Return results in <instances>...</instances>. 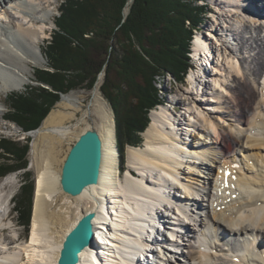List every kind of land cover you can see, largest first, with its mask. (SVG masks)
<instances>
[{"label": "bare ground", "instance_id": "bare-ground-1", "mask_svg": "<svg viewBox=\"0 0 264 264\" xmlns=\"http://www.w3.org/2000/svg\"><path fill=\"white\" fill-rule=\"evenodd\" d=\"M210 1L215 20L195 42V86L172 97L175 107L151 111L144 144L126 146L124 175L102 75L91 95H63L30 132V239L20 242L10 219V176L0 184V264H58L65 237L89 212L95 241L79 264H264V0ZM50 3L0 0V95L25 90L33 68L46 65L37 45ZM4 114L0 103V120ZM93 127L103 147L99 183L62 202L57 150Z\"/></svg>", "mask_w": 264, "mask_h": 264}, {"label": "trees", "instance_id": "trees-1", "mask_svg": "<svg viewBox=\"0 0 264 264\" xmlns=\"http://www.w3.org/2000/svg\"><path fill=\"white\" fill-rule=\"evenodd\" d=\"M129 1L64 0L46 46L49 68L35 71L36 82L47 88L30 87L24 94L8 96L6 119L23 132L36 130L62 95L93 89L104 72L100 90L114 112L120 154L124 156L128 145L140 146L149 114L162 103L155 77L169 74L184 83L191 67V41L208 11L204 0H133L125 16ZM29 150V141L22 145L2 138L0 177L27 170ZM21 195L28 207L21 203L16 212L23 220L25 212L28 230L34 196L31 177Z\"/></svg>", "mask_w": 264, "mask_h": 264}, {"label": "rangeland", "instance_id": "rangeland-1", "mask_svg": "<svg viewBox=\"0 0 264 264\" xmlns=\"http://www.w3.org/2000/svg\"><path fill=\"white\" fill-rule=\"evenodd\" d=\"M63 1L64 0H51V3H50L51 6H49V8H47V9H49L50 14H51V16H50L51 19L47 21L48 29H52V30L51 31L50 30L47 31V34L45 35L44 40L39 42V44L37 45L39 47L38 48L39 55H40L42 60H46V65H40V66H36V67L33 68V70H32L33 80L31 82L32 84H28L26 89L30 88V87H35L36 88L38 86H42V87L47 88V86L39 84L38 82H36L35 71L38 70V69H48L49 68L48 67L49 66L48 59L46 57V46L52 40V36L51 35L53 34L54 30L56 29V25H55L54 22H57L58 16L60 15L59 9H60V6H61ZM132 2H133V0H130L127 3V7H126L125 12H124L126 14V16L129 13V6L132 4ZM204 4H206V8H207L206 10L208 11V13L205 16V20H204L203 24L201 25L200 29H198L197 31L194 32V36H193V39L191 41V47H190L191 51H190V54H189L191 67H190V71H189L188 77H186V80L184 81V83H180V82L175 81L174 78L171 75H169V74L163 76L162 73H160L159 75H157L155 77L156 87L158 88L159 93L161 95V99H162V103L160 104V106L167 105V106H169L171 108L175 107L174 106L175 104L172 103L173 102L172 101V97L175 96L176 94H179V93L182 94L183 93L182 91H184L185 89H188V88L191 89V88H193L195 86L194 83H191L189 81L190 74H192V72L196 73V69H197V67H199L196 64V61L194 59V49L197 47V45H195L196 44L195 42L197 40V36L203 35L204 33H206L207 29H208V26L213 24V22L215 20L213 13H215V11H216V8L213 6V4L211 3L210 0H204ZM48 5H46V6L48 7ZM86 37H88V36H86ZM104 76H105V73H104ZM104 76H103L102 82L100 83V88H101L102 84L104 83ZM97 81H99V80H97ZM26 89L21 91V92H14V93H9V94H6V93L2 92L1 95H0V103L3 104V106L5 107L4 118L2 120H0V139L7 138L9 140H13L15 142H19L22 145L26 144L27 141L30 142V150H29V154H28V161H29L28 169L27 170H23V171H17V172L11 173L8 176L3 177V178L0 177V184H2L5 181V179L9 178L10 176L15 178V181L13 183H11L10 185H8V187L6 188V192L9 193V194H11V192H13V198L11 200V204L9 205L10 209H11V217H10V219H12V221L14 222L13 225H15V229L14 228L13 229L15 231H17L18 234L21 235L20 242H22V243H24L26 241H29V239H30V229H31L30 226L31 225L29 226V228L27 230L26 227H25V223H26L25 212H24V215L22 216V218H24V220H23V219H21L20 214L16 212V209H18V207L20 206L21 203L23 204L24 207H28L27 200H25L24 199L25 197L23 198V196L21 195V187L24 185V182L27 180V176L31 177L33 182H34V195H35V191H36V178H37V175H36V172H35L34 168L32 167V164H31L32 138H31V136L26 134V132H23L22 129L19 130V131L13 130L14 126L16 124H14V123H12V122H10L8 120H4V119L7 118V115L9 113V109H10V102L8 100V96L9 95H13V94H24L26 92ZM93 89H87V88H85V89H77V90L70 91L69 94L72 93V92H84L86 95H91ZM100 93H101L102 97L104 98L101 90H100ZM106 102L109 104V102L107 100H106ZM57 105L52 109V111L58 107ZM160 106L158 105L156 108L159 107L158 109H160L161 108ZM180 107L182 108L181 105H180ZM181 108H180V110H181ZM111 109H112V107H111ZM243 109H244V115H245V112L248 111V109L247 108H243ZM178 110H179V108H178ZM238 115H239V113H238ZM244 115H243V112H242V116H244ZM89 122H90V124L91 123L93 124V120L92 119H90ZM96 128L97 127H93L92 130L98 131V129H96ZM142 139H144L143 136H142ZM143 141L144 140H142L141 145L144 144ZM75 142H76V140L75 141L74 140H68L65 143H63L57 150V153H56L57 154V156H56L57 159H59V160H63L64 159L65 160L67 155H68V153H69V150L71 149V147L73 146V144ZM219 142L224 145L225 149H227L226 146H225V143H227V142L224 143V141H221V139H220ZM137 147H139V146H137ZM127 149L128 148H126L124 150L125 151L124 152V156L123 157L121 156V167L120 168L124 167L125 170H126V167H127V156H126ZM63 163H64V161L61 164H55L54 168L55 169H57V168L60 169L61 168V170H62ZM125 170L121 171L122 175L125 174ZM27 172H28V174H26ZM64 194H65L64 192L62 194H60V198L62 197L61 198L62 202L66 201V200H63ZM33 204H34V196H33ZM32 211H33V205H32L31 213H30V217H29V221H30L31 224H32V222H31L32 221ZM10 232H11V230L7 231L8 234H10ZM14 240H16V239H14Z\"/></svg>", "mask_w": 264, "mask_h": 264}, {"label": "water", "instance_id": "water-1", "mask_svg": "<svg viewBox=\"0 0 264 264\" xmlns=\"http://www.w3.org/2000/svg\"><path fill=\"white\" fill-rule=\"evenodd\" d=\"M100 75L104 76V72ZM102 158L103 147L99 133L96 130L82 133L64 161L60 178L62 191L69 196L77 197L87 188L97 185ZM95 218L96 214L93 212L85 214L67 234L60 250L58 264H79L81 253L94 244Z\"/></svg>", "mask_w": 264, "mask_h": 264}]
</instances>
